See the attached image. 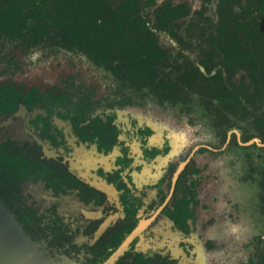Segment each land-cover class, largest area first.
Returning a JSON list of instances; mask_svg holds the SVG:
<instances>
[{
    "label": "flooded vegetation",
    "instance_id": "obj_1",
    "mask_svg": "<svg viewBox=\"0 0 264 264\" xmlns=\"http://www.w3.org/2000/svg\"><path fill=\"white\" fill-rule=\"evenodd\" d=\"M107 2L161 58L0 35V198L55 260L200 264L195 154L216 148L185 151L137 110L151 97L182 119L198 103L218 151L264 148V0ZM260 175L264 190L263 158Z\"/></svg>",
    "mask_w": 264,
    "mask_h": 264
},
{
    "label": "rangeland",
    "instance_id": "obj_2",
    "mask_svg": "<svg viewBox=\"0 0 264 264\" xmlns=\"http://www.w3.org/2000/svg\"><path fill=\"white\" fill-rule=\"evenodd\" d=\"M79 68L88 75L86 63ZM177 107L163 108L148 97L137 112L157 122L158 132L167 128L175 145L186 147L185 151L198 144L216 148L195 154L201 171L199 230L195 234L199 238L200 264H264V190L260 183L264 148L230 144L218 151L221 142L213 115L197 103L195 114L181 119ZM187 118L194 120V125L188 124ZM13 242L18 243L0 224V257L6 254L15 264H40L37 260L28 262L23 248Z\"/></svg>",
    "mask_w": 264,
    "mask_h": 264
},
{
    "label": "trees",
    "instance_id": "obj_3",
    "mask_svg": "<svg viewBox=\"0 0 264 264\" xmlns=\"http://www.w3.org/2000/svg\"><path fill=\"white\" fill-rule=\"evenodd\" d=\"M117 11L107 0H0V35L26 44L76 47L96 61L112 60L118 54L125 59L138 57L143 63L161 58L150 34Z\"/></svg>",
    "mask_w": 264,
    "mask_h": 264
},
{
    "label": "water",
    "instance_id": "obj_4",
    "mask_svg": "<svg viewBox=\"0 0 264 264\" xmlns=\"http://www.w3.org/2000/svg\"><path fill=\"white\" fill-rule=\"evenodd\" d=\"M0 224L12 235V239L23 248V252L27 254L28 262H34L37 260L40 264H75L70 261L60 258L55 260L54 258L46 255V251L35 241H33L23 230L21 225L14 218V215L2 204L0 201ZM1 251V250H0ZM3 252V251H2ZM9 255V254H8ZM8 257V256H7ZM4 254V257H0V264H15L10 261Z\"/></svg>",
    "mask_w": 264,
    "mask_h": 264
}]
</instances>
